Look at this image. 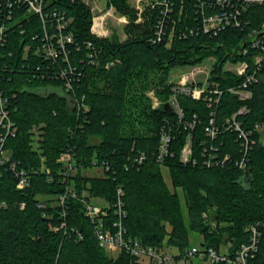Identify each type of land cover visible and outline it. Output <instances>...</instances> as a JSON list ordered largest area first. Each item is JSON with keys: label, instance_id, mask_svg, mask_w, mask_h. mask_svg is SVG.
<instances>
[{"label": "trees", "instance_id": "trees-1", "mask_svg": "<svg viewBox=\"0 0 264 264\" xmlns=\"http://www.w3.org/2000/svg\"><path fill=\"white\" fill-rule=\"evenodd\" d=\"M6 1L0 0V27L5 25L0 91L13 125L7 135L5 124H0V135H6L3 150L8 151L0 162V264H152L124 250L115 256L108 253L99 245L94 223L85 213L84 200L101 201L108 211L105 220L113 223L118 186L124 191L125 235L144 245L183 252L190 247V230L202 235L201 245L230 256L250 242L249 227L264 220V128L256 132L243 170L236 164L242 155L236 133L226 130L216 138L206 133L210 109L204 100L181 96V122L176 112L165 110L163 102L172 93L168 78L172 66L215 56L210 81L224 89L215 107L217 122L246 104L248 111L239 116L243 126L264 125V68L249 86L252 96L246 101L227 91L245 76L223 68L227 60L246 57L233 54L244 33L264 20L263 9L247 12L243 30L228 28L213 35L199 30V0H172L166 34L158 41L155 32L163 5L145 8L137 22V10L128 0H108L129 16L122 40L92 30L89 4L47 0V12L73 18L67 31L74 36L69 57L77 73L73 90L66 93L58 77L65 63L53 65L35 53L45 36L41 18L28 13L23 4L9 9ZM49 26L50 32L55 31ZM88 42L101 50L97 65L88 58ZM149 89L155 91L159 106H153ZM195 114L192 156L183 162L181 152L189 132L184 123ZM164 124L174 135L171 154L160 163L155 152ZM210 145L218 148L213 159L223 160L227 154L229 158L206 165L204 149ZM68 150L75 153L76 163L74 172L64 178L58 158ZM142 151L147 158L135 163L134 156ZM43 164L50 173L42 170ZM103 164L109 168H103L102 175L85 173ZM164 167L171 183L164 177ZM20 170L28 177L23 188L17 187ZM258 245L247 264H264V229Z\"/></svg>", "mask_w": 264, "mask_h": 264}, {"label": "built area", "instance_id": "built-area-1", "mask_svg": "<svg viewBox=\"0 0 264 264\" xmlns=\"http://www.w3.org/2000/svg\"><path fill=\"white\" fill-rule=\"evenodd\" d=\"M85 2L89 5V0H78ZM8 8H14L23 4L27 8L28 13L38 15L44 26L45 36L41 46H38L35 53L44 59L50 61L53 65H57L60 61L65 63L63 68L59 70V79L63 81V88L66 93L73 90L75 81V74L77 73L74 65L70 62L69 57V45L73 43L74 36L72 32L67 31V27L72 22L73 18L68 17L65 13L46 11L47 0H7ZM198 8L200 16L198 18L200 23V29L205 33H211L217 35L219 32L228 28H241L243 30L246 14L253 8H261L264 10V0H199ZM172 0H147L144 2V6H137V22L142 19V12L147 7H155L157 4L163 5V16L159 19L156 27V39L158 41L163 40L166 34V20L169 18L171 11ZM127 21V17L124 15L121 18ZM49 27H54L55 31L50 32ZM3 24L0 27V42L4 40ZM193 29L190 32L193 33ZM174 35V28L170 30L168 45L171 44ZM242 45L234 51V54H240L246 56L240 59L235 58L231 60L234 64L230 70L236 76H245V78L237 84L231 85L227 88V91L234 94L239 100L246 101L251 98L252 91L249 86L260 78V72L264 68V20L260 24L254 25L242 37ZM90 52L88 58L92 64H98L99 54L101 50L96 48L91 42L87 44ZM28 49V48H27ZM213 63L217 61L215 56ZM214 66V65H213ZM211 69L202 67H193L188 73L182 74L177 80H171L172 93L168 101L181 119L183 118L184 111L180 106L179 99L181 96L191 97L196 100H204L209 107V121L205 127L206 133L211 138H216L222 131L230 130L236 133L237 138L240 139V149L242 155L236 161L239 168L246 170L249 163L250 149L256 142L255 134L258 130H262L264 125L256 123L253 127H244L240 115L248 111L246 104L241 105L231 116L227 117L224 122L218 123L215 117L216 105L220 101V97L223 94L224 89L220 88L217 84L210 81ZM205 74L207 77V85L203 83L198 76ZM153 106H159L160 100L157 97H153ZM6 98L0 91V124H5L7 129V135L11 132V126L13 122L9 118V113L6 107ZM166 102H163L164 104ZM74 103V102H73ZM197 114L194 115L192 120L184 123V127L189 130L186 143L181 152V160L183 162H189L192 156V130L196 125ZM7 120V121H6ZM36 131V127L33 129ZM173 130L170 126L164 124L160 131V140L158 149L155 152V157L158 162L163 163L166 156L171 154V142L173 140ZM5 134L0 135V162L4 158L5 150H3ZM209 149V150H208ZM211 150V151H210ZM218 148L214 145H210L209 148L205 147L204 153L207 154L205 164L211 166L213 164H219L220 161L224 162L229 158V154L225 156V159L221 160L218 157L213 159L212 153L217 151ZM147 158V153L142 151L140 154L134 156L135 163L141 164ZM44 160V159H43ZM58 161L63 163L62 174L66 178L71 172H74L75 168V153L72 150L63 152ZM109 168L103 164V167ZM42 170L50 173V169L46 165H42ZM104 170V169H103ZM19 181L17 183L18 188H23L28 183V177L24 170L18 172ZM123 188L117 187V198L114 202L115 220L107 222L105 216H107V209L99 204L85 202V213L94 223L95 234L98 239L99 245L104 248L108 253H118L122 250L129 253L131 256L141 259L143 262L152 264H192L194 258H198L202 261H208L210 264H247V260L251 257V250L253 247L257 248L258 241L261 236V231L264 229V220L257 221L252 224L249 229L251 231V239L248 243H243L237 250L236 254L230 256L223 252L217 251L213 247H188L183 252H173L169 250H158L152 246L144 245L139 239L133 237H127L126 228L124 225V219L127 215L123 201ZM65 195H61V201H64ZM203 217L210 221L207 212H203ZM64 225V223L62 224ZM81 237V236H80Z\"/></svg>", "mask_w": 264, "mask_h": 264}, {"label": "rangeland", "instance_id": "rangeland-1", "mask_svg": "<svg viewBox=\"0 0 264 264\" xmlns=\"http://www.w3.org/2000/svg\"><path fill=\"white\" fill-rule=\"evenodd\" d=\"M90 1V6H91V12L93 15V25H92V30L98 34L99 36L103 37H112L114 35L119 36L120 39H125L127 34H126V24L129 22V16L126 14H123L119 9L116 8L114 4H109L108 0H89ZM147 0H128L130 7L136 10V7L139 6H144V2ZM124 15L127 17V21L122 20L121 18L124 17ZM213 58L210 56H206L202 60L194 63V64H189V63H179L171 67L170 73H169V80H177L182 74L188 73L193 67H202V68H208L211 69L213 67ZM234 66L233 62L231 60H227L224 63L223 68H232ZM198 79L203 81L205 85H207V77L205 74H201L198 76ZM147 95L152 98L153 102V97H157L155 94V91L153 89H149L147 91ZM158 98V97H157ZM159 99V98H158ZM35 136L36 138H39V130L36 129L35 131ZM38 136V137H37ZM34 147L37 146V143L33 144ZM8 154V151L5 152ZM4 153V156H5ZM86 174L92 175V174H103V169L100 167H94V168H88L85 170ZM163 174L168 183H171L169 171L167 168H163ZM97 203L101 204V201H98ZM189 240H190V247H200L201 242L203 240V237L201 234H198L192 230L189 232ZM260 240V239H259ZM259 244V241H258ZM257 244V248L253 247L251 250V257H253L258 249L259 245ZM169 251L176 252L177 250L174 248H168ZM225 250V249H224ZM115 251H112L110 253L111 255H116L114 253ZM192 264H210L208 261H202L198 258H194L192 260Z\"/></svg>", "mask_w": 264, "mask_h": 264}, {"label": "water", "instance_id": "water-1", "mask_svg": "<svg viewBox=\"0 0 264 264\" xmlns=\"http://www.w3.org/2000/svg\"><path fill=\"white\" fill-rule=\"evenodd\" d=\"M164 108H165V110H168V111H171V112L174 111L173 107L171 106V104L169 102H166L164 104Z\"/></svg>", "mask_w": 264, "mask_h": 264}]
</instances>
